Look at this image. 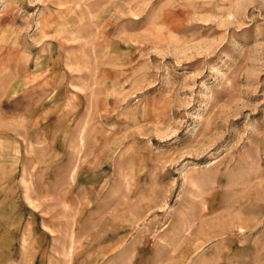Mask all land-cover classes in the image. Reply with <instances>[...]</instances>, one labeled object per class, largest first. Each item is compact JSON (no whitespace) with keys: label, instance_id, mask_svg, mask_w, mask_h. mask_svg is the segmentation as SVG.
Listing matches in <instances>:
<instances>
[{"label":"rangeland","instance_id":"rangeland-1","mask_svg":"<svg viewBox=\"0 0 264 264\" xmlns=\"http://www.w3.org/2000/svg\"><path fill=\"white\" fill-rule=\"evenodd\" d=\"M0 264H264V0H0Z\"/></svg>","mask_w":264,"mask_h":264}]
</instances>
